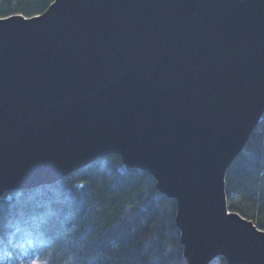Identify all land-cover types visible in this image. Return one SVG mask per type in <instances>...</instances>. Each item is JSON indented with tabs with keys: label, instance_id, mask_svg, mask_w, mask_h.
Segmentation results:
<instances>
[{
	"label": "water",
	"instance_id": "water-1",
	"mask_svg": "<svg viewBox=\"0 0 264 264\" xmlns=\"http://www.w3.org/2000/svg\"><path fill=\"white\" fill-rule=\"evenodd\" d=\"M0 17V197L107 155L177 203L187 264H264L226 173L264 115V0H54Z\"/></svg>",
	"mask_w": 264,
	"mask_h": 264
},
{
	"label": "trees",
	"instance_id": "trees-1",
	"mask_svg": "<svg viewBox=\"0 0 264 264\" xmlns=\"http://www.w3.org/2000/svg\"><path fill=\"white\" fill-rule=\"evenodd\" d=\"M53 1L0 0V17L41 14ZM225 180L229 210L264 229V115ZM176 213V200L148 171L107 155L57 183L0 197V260L187 264ZM210 264L227 262L220 256Z\"/></svg>",
	"mask_w": 264,
	"mask_h": 264
},
{
	"label": "snow or ice",
	"instance_id": "snow-or-ice-1",
	"mask_svg": "<svg viewBox=\"0 0 264 264\" xmlns=\"http://www.w3.org/2000/svg\"><path fill=\"white\" fill-rule=\"evenodd\" d=\"M19 15H23V13H18ZM4 19H8L9 17H3ZM19 231V228L17 229ZM264 230V229H262ZM0 264H4V261L0 260ZM32 264H37V261H33Z\"/></svg>",
	"mask_w": 264,
	"mask_h": 264
}]
</instances>
